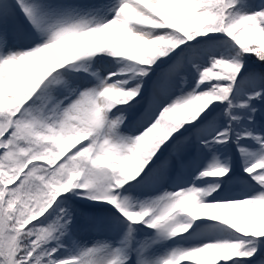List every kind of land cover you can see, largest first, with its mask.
<instances>
[{
	"label": "snow or ice",
	"instance_id": "1",
	"mask_svg": "<svg viewBox=\"0 0 264 264\" xmlns=\"http://www.w3.org/2000/svg\"><path fill=\"white\" fill-rule=\"evenodd\" d=\"M264 264V0H0V264Z\"/></svg>",
	"mask_w": 264,
	"mask_h": 264
}]
</instances>
